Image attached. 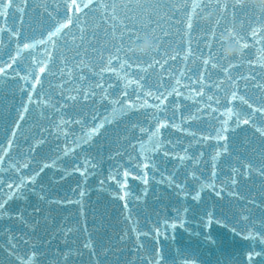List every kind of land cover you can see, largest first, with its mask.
<instances>
[{"label": "water", "instance_id": "water-1", "mask_svg": "<svg viewBox=\"0 0 264 264\" xmlns=\"http://www.w3.org/2000/svg\"><path fill=\"white\" fill-rule=\"evenodd\" d=\"M261 108L251 5L14 0L0 17V264H264Z\"/></svg>", "mask_w": 264, "mask_h": 264}, {"label": "snow or ice", "instance_id": "snow-or-ice-1", "mask_svg": "<svg viewBox=\"0 0 264 264\" xmlns=\"http://www.w3.org/2000/svg\"><path fill=\"white\" fill-rule=\"evenodd\" d=\"M13 2H14V0H0V17H2V16L4 15V10H5L6 8H8L9 3L13 4ZM84 7H85V6H84ZM76 19L78 20L79 17H77ZM60 31H61L60 28H57V29H56V32H60ZM61 38H62V37H61ZM50 39H51V38H50ZM135 40H139V36H137V37L135 38ZM24 47H27V45L24 44ZM43 59H44V57H40V60H41V61H43ZM39 70H40V72H44V67H43V66H40ZM37 82H39V81L37 80ZM31 99H32V98L29 97V101H31ZM22 107H23V106H22ZM23 110H24V111H27V108H24ZM260 111H264V108H261ZM243 122H244L245 124H248V123H249V120H248V119H244ZM163 126H164V125H161V127H163ZM101 127H103V125H101ZM98 131H99V130H98L97 128L94 127L92 133H90V134H86L84 137H82V141H83V142H87L88 140L91 139V135H92V134H95V133H98ZM226 131H227V129H223V128H222V129L220 130V132L217 133V135H218L220 138H222V139H227V137H224V136L222 135V133H223V132H226ZM258 131H259V129H258ZM262 134H264V132H262ZM77 143H80V141H77ZM0 151H2V149H0ZM54 164H55V161H53L51 164H49V163H44V164L41 165L39 171L42 172V171L44 170V168H47V167L53 166ZM25 166L27 167L28 165L26 164ZM17 167H19V165H17ZM144 167L147 168V167H148V163H145V164H144ZM36 174L38 175L39 173L37 172ZM129 175H130L129 172H127V171L124 172V177H125V178H127ZM34 178H35L34 176L31 177L27 182L25 181L24 178H21L20 181H19V183H18L17 186H16V191L13 192L12 195L9 196V199H11L13 195H15L17 198H22L23 195H24L23 189L26 187V184H27L28 182H34ZM133 179H135V176H133ZM145 182H146V181H145ZM102 183H103V182H102ZM124 186L126 187V181H125ZM9 187H11V185H9ZM121 198L123 199V197H121ZM194 199H196V197H194ZM5 203H6V201H4L3 199H0V215H3V209H4V207H5ZM207 223H208V225H211V224L213 223V220H212L211 217H209ZM28 264H32V261L29 260Z\"/></svg>", "mask_w": 264, "mask_h": 264}, {"label": "clouds", "instance_id": "clouds-1", "mask_svg": "<svg viewBox=\"0 0 264 264\" xmlns=\"http://www.w3.org/2000/svg\"><path fill=\"white\" fill-rule=\"evenodd\" d=\"M233 3L238 6L251 5L257 11L264 12V0H233ZM226 47L224 49V55L228 58L241 55V50L234 46L230 38H226L224 41ZM152 48V44L149 41H144L141 43L140 47L134 49L138 54H146Z\"/></svg>", "mask_w": 264, "mask_h": 264}]
</instances>
